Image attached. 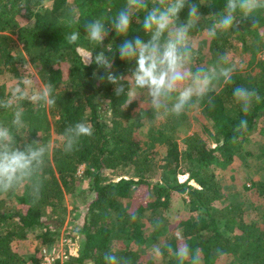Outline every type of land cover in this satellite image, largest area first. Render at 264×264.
Here are the masks:
<instances>
[{"label":"trees","instance_id":"16d2710c","mask_svg":"<svg viewBox=\"0 0 264 264\" xmlns=\"http://www.w3.org/2000/svg\"><path fill=\"white\" fill-rule=\"evenodd\" d=\"M190 2L197 3L202 14V22L190 33L197 45L192 70L214 64L219 54H229L232 49L239 48L242 57L237 62L232 59L237 63L232 83L221 81L209 94L214 109L205 97L179 117L155 120L150 110L144 111L147 107L140 109L136 101L129 103V97L117 96L114 85L94 75H104L103 69L86 66L87 58L102 49L86 38L85 25L98 17L107 25L126 0H0V75L17 82L27 65V74L37 83L40 77L44 84L54 86L56 98L55 105L46 107L22 102L27 124L24 135L29 140L41 139L51 150L38 202L27 187L15 194H0V264H41V248L59 242L69 195L81 196L86 210L79 229L83 239L78 255H69L64 264H105L104 255L110 251L130 264H178L167 248L182 245L193 253L199 248L202 264H264V178L251 187L244 183L231 195L225 192L224 180V169L236 158L248 165V157L253 155L248 144L253 136L261 139L258 149L264 170V9L252 18L237 13V30L205 38V29L218 19L209 15L223 11L227 0ZM148 4L151 7L152 0ZM72 8L79 14L72 13ZM137 15L128 39H147L138 22L144 14ZM187 15L186 6L180 20ZM75 31L80 38L69 44L65 37ZM124 39L110 31L104 42L113 45L114 51L107 54L114 57L112 71L117 75H127L136 66L119 57L118 46ZM201 46L207 47L208 54ZM236 86L254 89L261 97L248 114L233 98ZM5 91L3 84L0 97ZM104 106L109 114L102 110ZM197 109L201 129L180 134V128L190 122V111ZM12 111L0 109V122L10 123ZM83 119L93 126L94 135L82 138L76 150L65 153L62 133ZM242 119L248 122L247 130L237 133L235 128ZM144 125L149 126L147 133L139 135ZM85 178L88 192L93 194L90 199L88 193H76ZM175 195L184 198L189 210L178 211L172 223L168 211ZM260 202L262 213L258 212ZM173 229L179 230L182 239H177ZM25 242L34 243L28 257L21 248ZM154 245L164 255L160 263L146 252Z\"/></svg>","mask_w":264,"mask_h":264},{"label":"clouds","instance_id":"9594fccd","mask_svg":"<svg viewBox=\"0 0 264 264\" xmlns=\"http://www.w3.org/2000/svg\"><path fill=\"white\" fill-rule=\"evenodd\" d=\"M43 2L46 3L47 0ZM186 6L187 19L181 21L180 13ZM262 9L264 0H227L223 11L209 15L218 19H213L205 33L209 38H215L218 32L237 30V13L240 14L239 17L252 18ZM70 11L79 14L76 8ZM138 13L144 14L143 20L138 22L142 23L147 39L140 36L128 39L133 18L138 17ZM209 16L203 17V20ZM201 22L200 6L190 0H152L151 7L148 0H126L124 7L107 25L103 17L95 18L85 25L86 38L90 42L98 43L102 49L87 58L86 66L95 64L103 69L104 75H94L101 82L106 80L114 85L117 96L129 97V103L141 96L138 95V90H145L148 105L144 111L147 113L150 110L153 113L154 118L151 119L179 117L205 97L208 98L209 108L214 109V100L209 94L215 91L216 85L221 81L225 84L232 83L237 63L232 61L228 53H223L218 55L214 64L192 70L197 45L190 33ZM110 31H114L116 36L125 37L118 46L120 59L128 63L134 62L136 65L127 75H117L112 71L114 57L107 53L114 51L113 45L104 43ZM65 38L69 44H76L80 33L75 31ZM27 68L28 66L24 65L21 77L11 86L10 93L5 91L0 97V109L13 110L10 123L0 122V194H15L27 187L34 202H38L46 180L44 168L51 145L41 139L29 140V137L24 135L27 124L22 102L28 101L46 107L55 105L56 98L53 95L54 86L45 83L36 87L34 81L28 77ZM142 96L140 109L145 99L144 95ZM233 98L245 114L251 111L254 103L261 100L256 90L244 86L233 88ZM142 118L149 117L142 115ZM247 127V120L242 119L235 131L243 133ZM37 135L40 137L39 133ZM93 135L94 128L86 119L69 125L60 139L63 151L73 152L82 138ZM236 140L237 137L234 136L232 142L235 143ZM177 239H182L179 233ZM167 251L175 256L178 264H185L186 261L189 264H202L199 248L193 253L186 245L175 250L169 246ZM154 252L157 256L161 254L158 246H154ZM104 261L105 264H130L129 260L118 257L111 251L105 253Z\"/></svg>","mask_w":264,"mask_h":264},{"label":"rangeland","instance_id":"374dc122","mask_svg":"<svg viewBox=\"0 0 264 264\" xmlns=\"http://www.w3.org/2000/svg\"><path fill=\"white\" fill-rule=\"evenodd\" d=\"M23 24H28L27 21H23L21 19ZM202 37H208L205 34H203ZM20 44V43H19ZM19 46H22L21 44ZM202 47V46H201ZM203 48V47H202ZM203 52L205 54H208V50L207 47L203 48ZM229 55L230 58L237 61H240L242 54L238 49H232L231 51H229ZM64 67H66V65H64ZM28 77L30 79H32L34 81V84L36 87H39L41 85L44 84L43 80L41 81L40 77H37L36 80L38 81V83L35 81V78H33L32 76L28 75ZM16 82L15 78H11L10 76H6L3 77L2 75H0V86L4 84L6 91H11V86ZM138 95H141L139 98L135 99L134 101L137 102V106L140 107V102L143 99V96L145 97L144 102H143V107H147L148 102H147V97H146V93L145 90H138ZM103 111H105V114H109L107 107L104 106ZM200 110H192L190 111V115H191V119L188 125L180 128V134L182 135H188L191 134L193 131L195 130H200L201 129V123L202 120L200 119ZM108 116V115H107ZM149 126L148 125H144L141 127L140 129V133H138L139 135H143L145 133H147ZM54 134V133H53ZM52 134V135H53ZM261 143V139L258 136H253L251 139V143L248 144V148L252 151L253 155L248 157V165H246L245 163L242 162V160H240L239 158H236V160L233 162L232 165L228 166L226 169H224V173H225V183L228 187L225 188V192L228 195H231L232 193H234L235 191H238L239 189H241V187L244 185V183H246L249 187H251L253 185V182H257L259 180H262L264 178V170H262L261 167V160L259 157V153L260 150L258 149V145ZM83 170V169H82ZM81 170V171H82ZM193 171V170H191ZM190 171V172H191ZM188 172V173H190ZM188 173L186 174H181V176H179L180 179L185 178L186 175H188ZM110 178L112 179H117L118 177L115 175H109ZM88 180L85 178L81 183H79V188L78 191L76 192L77 194H79V192H84L85 194H87V196H89V199L92 198V192H88ZM85 190V191H84ZM251 200L253 201V199L255 200L254 196H250ZM174 198V202H173V208L171 209V211H168V215L170 217V220H172V223L176 220L177 218V212L180 210H189V205L187 202L184 201V198H182L179 195H175ZM253 208V207H252ZM251 208V209H252ZM86 210V201H83L81 196H75V195H69L67 198V218L65 220L64 223V227L62 228V230L60 231V239L59 242L56 244H52L50 246H45L43 248H41L42 253L45 255L44 258L47 255H52L54 257H56L55 259V264H64L65 260L68 258L69 255H78L79 249H80V245L82 242V234L79 233V229L82 227V222H83V217H84V213ZM249 210V209H248ZM263 211V204L261 205V202L258 206V212L262 213ZM250 213V212H249ZM252 215L251 218L254 219H258L256 218L257 215H255L254 213H250ZM250 218V217H249ZM150 223H147L146 226L150 227ZM152 229V227H151ZM170 229V227H169ZM170 231H172L170 229ZM173 232L177 233L179 232V230H174ZM31 245H34V243L32 242H25L23 244L22 250L25 256H29L31 253L30 247ZM154 246H158L160 248L159 245H154ZM154 246L153 248L149 247L147 249L146 252L152 253V255H154L157 263H160L163 261V254L161 253L160 255H156L154 252ZM44 250H46V253L44 252ZM67 256V257H65ZM44 261V259H43ZM226 261V260H225ZM224 263V261H222ZM221 262H218V264Z\"/></svg>","mask_w":264,"mask_h":264},{"label":"built area","instance_id":"2783aa9c","mask_svg":"<svg viewBox=\"0 0 264 264\" xmlns=\"http://www.w3.org/2000/svg\"><path fill=\"white\" fill-rule=\"evenodd\" d=\"M44 252L46 253V250H44ZM65 257H67V256H65ZM55 259H56V257H54L52 255H47L41 264H55Z\"/></svg>","mask_w":264,"mask_h":264}]
</instances>
